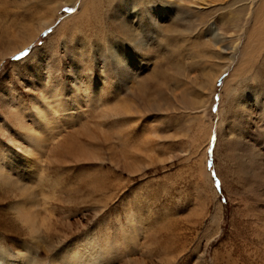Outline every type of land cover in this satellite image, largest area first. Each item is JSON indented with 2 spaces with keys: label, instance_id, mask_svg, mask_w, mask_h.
Segmentation results:
<instances>
[{
  "label": "rangeland",
  "instance_id": "374dc122",
  "mask_svg": "<svg viewBox=\"0 0 264 264\" xmlns=\"http://www.w3.org/2000/svg\"><path fill=\"white\" fill-rule=\"evenodd\" d=\"M170 1L0 0V253L264 264V62L249 27L224 69L232 13Z\"/></svg>",
  "mask_w": 264,
  "mask_h": 264
},
{
  "label": "bare ground",
  "instance_id": "6f19581e",
  "mask_svg": "<svg viewBox=\"0 0 264 264\" xmlns=\"http://www.w3.org/2000/svg\"><path fill=\"white\" fill-rule=\"evenodd\" d=\"M168 1H170V0H168ZM172 1H174V0H172ZM180 1H184V0H180ZM186 1H187V4L185 5L186 9L190 8L191 7L190 5H196L198 2H206V3H210L212 8L219 7L220 9H226L232 13V17L230 18V23H231L230 26H231L232 31L230 30V32H229V33H231V32L232 33L228 34L227 32H224L223 29L221 28L222 27L221 26L220 27V30H221L220 34L222 35L221 39L212 38V41H211L212 45L215 46L217 53L227 54L228 58H227V63L225 64L224 69L227 68L228 64L233 62L237 42L240 40L242 34H244V32H247L249 30V27H250V30L248 32L249 35H246V37H245L246 43L244 42L243 47H245V49H247L246 48L247 44H249L250 45L249 47H251L250 52L254 53L255 56L261 55L262 61L264 62V0H193V1L186 0ZM154 8H155V6H154ZM162 8H164V7H162ZM168 12H170V13L172 12L174 14V11L168 10ZM175 15H174V17H175ZM228 49H230V50L228 51ZM244 51L245 50H243V53H244ZM245 61L246 60L241 62V60H240V62L243 63V65L247 62V61L246 62ZM243 67H246V66L244 65ZM240 69H241V65H240ZM117 96H116L117 98H115L116 101L114 102L111 109L116 115H119V114H122L125 112L124 104H126V102L124 101V103H123V99H122V97L119 96V93ZM57 102H59V100L57 99V97H55L53 95V93L51 95H48V96L47 95H45L44 97L42 96V101H40L39 105L35 104V106L32 109V111L38 112V115L35 116L38 123L46 125L45 127H49L50 125H53V124L49 125V121L51 120L50 119L51 117H49L50 114H49L48 110L49 109L50 110L55 109L57 106ZM13 108H14V106H13ZM15 109H16V106H15ZM17 109L14 111V114H16ZM126 109H127V106H126ZM52 112H54V111H52ZM61 112H62V110H61ZM20 209H22V208L20 207ZM24 216H25V218L27 217L25 215V213H24ZM30 218L28 217L26 219L29 221ZM16 258H18V259H16ZM0 264H38V261H37V258L35 256L30 255L28 253L21 254L19 257L18 256L17 257H10L9 252L4 251V252L0 253Z\"/></svg>",
  "mask_w": 264,
  "mask_h": 264
}]
</instances>
